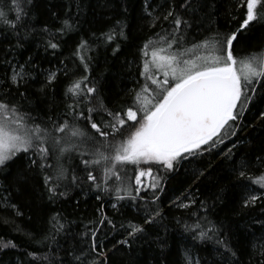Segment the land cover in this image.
Returning <instances> with one entry per match:
<instances>
[{"label":"snow or ice","instance_id":"6c2138e0","mask_svg":"<svg viewBox=\"0 0 264 264\" xmlns=\"http://www.w3.org/2000/svg\"><path fill=\"white\" fill-rule=\"evenodd\" d=\"M220 2L139 0L137 7L134 0H112L106 30L76 40L73 70L63 60L41 69L37 60L41 49L48 63V56L63 54L67 37L79 31L78 3L65 0L60 12L45 4L47 20H39L38 0H0V209L20 217L15 199L35 202L40 239L24 235L43 250L25 249L28 264H120L122 250L141 242L155 245L163 264L169 216L184 242L172 264H264V243L254 242L264 241V232L257 237L253 230L264 229V147L248 151L251 141L238 136L246 128L264 130V32L250 47L245 43L264 30V0H228L222 17ZM145 27L152 35L136 43ZM98 43L114 57L131 46L134 60L123 63L132 87L122 97L105 96L91 76L86 54ZM33 48L36 54L25 56ZM194 163L200 167L189 172L185 166ZM182 168L189 187L163 200ZM210 176L217 191L210 201L199 199ZM229 186L228 216L242 228L212 219L225 207ZM89 198L98 206L81 217L80 204ZM173 208L187 210V219L171 215ZM10 251L20 245L0 237V257Z\"/></svg>","mask_w":264,"mask_h":264},{"label":"trees","instance_id":"16d2710c","mask_svg":"<svg viewBox=\"0 0 264 264\" xmlns=\"http://www.w3.org/2000/svg\"><path fill=\"white\" fill-rule=\"evenodd\" d=\"M67 2L72 3L73 6H75V4L77 3L80 5V16L78 21V24L80 26L79 31L78 33L70 34L67 37L68 44L66 46L62 45V55H59L56 59H53L51 56L47 57V60H51V63H48L44 59L45 54L41 49L39 52L41 58L37 60V63L39 64L41 69L58 67L59 61L63 60L66 64H68V67L70 69L76 70V66L74 64L68 63L71 56V50L76 40H78L81 36L87 38V34L89 31L99 32V30L101 29L106 30V25L111 23L108 18L111 17L113 13L111 12L110 8L105 7V5L110 4L112 0H67ZM134 2L138 7L139 0H134ZM159 2L163 3V0H159ZM178 3L179 0H177V4ZM227 3L228 0H221V2L218 4L217 15L219 17L223 16ZM45 4H50L57 12H60L65 4V0H38L37 19L39 20H47L46 13L44 12ZM130 11H132L133 15L136 14L135 9H130ZM48 23L51 26L52 21H48ZM219 23L222 26L223 20L220 19ZM0 27H2V25H0ZM153 31L154 30L145 27L143 31L137 33L135 37V42L139 43L147 36L152 35ZM155 31H159V29H156ZM261 32H264V30H255L254 33L250 35L248 40L245 41V43L250 47L257 41V39L261 35ZM2 40L3 38L2 36H0V41ZM129 48H131L130 45L127 47L122 45V52L117 54L116 57H114L111 53L110 48H107V46L98 43L93 44L91 51L86 54L90 56L92 60L91 76L93 78H96L100 82L102 91L105 96L112 98L122 97L123 90L132 87V84L130 83V78L126 75L127 69L124 67L123 63L125 61V58H127L128 60H134V57L129 52ZM131 50L135 51L134 48H132ZM247 51L248 47L241 48L237 52V55L243 56ZM35 54L36 49L33 48L29 52L25 53V56ZM20 58L23 59L24 57ZM2 71L3 70L0 69V72ZM40 79H43V77L41 76ZM37 87H39V84L32 85L29 91H32V89ZM260 105H264V101L260 102ZM250 122L255 123V121ZM238 136L242 138L246 137L247 140L251 141V143L247 144L248 151H254L261 147H264V143H262L264 142V130L262 129L252 130L246 128L243 130V132L238 133ZM244 152L245 149H241V154H243ZM207 159H210L213 165L218 163L216 157H207ZM185 167H187L190 172L191 169L200 167V165L194 163L190 166L186 165ZM216 175L223 176V172L220 168H216ZM4 180L5 177L0 176V181ZM214 180L215 178L210 176L208 180L204 181V183L201 184L200 192L204 193V195L200 196L199 199H207L209 201L212 199V197L208 194L215 193L218 187ZM186 181L188 182L186 183ZM190 183L191 181L189 177L185 174V169L182 168L177 175L170 178L165 189V195L162 197V199L168 200L169 197L175 199L176 196L180 195L182 191L189 187ZM220 183L226 184L227 181L221 180ZM233 195L234 190L229 186L227 191L224 193L225 207L218 208V216H213L212 219H223L232 225L239 223L242 228V221L238 222L232 220L228 216L227 205L231 203ZM78 199L81 198L78 197ZM14 202L19 205V210L21 213H23V216L17 217L11 211H5L3 209H0V237H3L5 240L11 239L15 241L18 245H20L21 251H10L3 254V256L0 257V264H15L16 259H19L21 264H28L30 258L24 255L25 249H27V251L43 250L39 245L30 246L29 238L24 235V233H31L34 239H40L38 233L40 231V225L42 221L38 219L37 210L35 208V202L25 197H17ZM97 206L98 202H96L92 198H89L87 204H80L81 211H79L78 215L81 217L92 216L94 212V207ZM67 211H72L70 205L67 206ZM105 211L108 212L110 216L112 215V212L108 208L107 204L105 205ZM191 211L196 212L197 209L193 207ZM171 215H174L178 218L184 217L185 219H187L188 211L173 208ZM29 217H31V219H29ZM69 219L77 220V216H70ZM4 220H8L9 223L5 224ZM188 222L191 223V221ZM165 223L168 225L169 228V245L171 247L166 253V258L164 259L163 264H172V262L179 259V253L176 249L179 246L181 247L182 251L184 242L180 241L181 228L177 226L174 221L171 220V216L166 219ZM16 226H19L22 232L15 231L14 229L16 228ZM253 230L256 232L257 237H259L261 233L264 232V229H261L259 225H255ZM240 239L243 242H246L247 240V238L244 237L242 233L240 234ZM254 242L257 244V246H259L261 243H264V241L262 240H256ZM188 246L191 247V245ZM192 250L194 252H198L200 256L208 255V252L203 249L193 248ZM252 251L255 252L256 249H253ZM122 252L123 254L122 258L120 259V264H161V261L159 260L160 251L155 247V245L149 247L148 244L141 242L134 245L130 253L123 250ZM241 258L246 259V257Z\"/></svg>","mask_w":264,"mask_h":264}]
</instances>
